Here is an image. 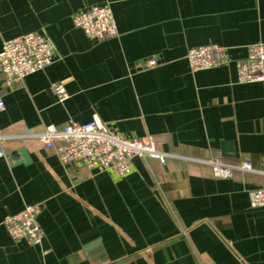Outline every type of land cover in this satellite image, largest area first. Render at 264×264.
Wrapping results in <instances>:
<instances>
[{"label": "crops", "instance_id": "1", "mask_svg": "<svg viewBox=\"0 0 264 264\" xmlns=\"http://www.w3.org/2000/svg\"><path fill=\"white\" fill-rule=\"evenodd\" d=\"M104 5L115 36L98 41L74 26L75 14ZM27 33L56 55L20 80L0 72V264H264V206L248 197L264 186V82L239 83L235 68L264 42V0H0V50ZM211 44L228 62L192 71L186 51ZM94 114L152 140L165 163L134 157L125 176L98 173L25 136ZM209 162H250L256 172L218 178ZM34 203L36 246L3 224Z\"/></svg>", "mask_w": 264, "mask_h": 264}, {"label": "built area", "instance_id": "2", "mask_svg": "<svg viewBox=\"0 0 264 264\" xmlns=\"http://www.w3.org/2000/svg\"><path fill=\"white\" fill-rule=\"evenodd\" d=\"M73 24L87 37L105 40L117 34V28L109 6H92L73 16ZM55 50L43 35L27 33L3 42L0 50V72L9 81H16L43 70L55 60ZM185 58L192 71L207 70L225 65L228 62L226 48L217 44L189 48ZM157 60L151 59L149 66ZM236 79L239 83L264 82V42L248 46L244 59L235 63ZM53 91L59 101L67 98V92L60 84H53ZM4 104L0 99V110ZM25 136L36 138L45 147L56 144V154L64 165L78 163L98 173L111 172L125 176L131 172L134 157H149L164 164L168 157L157 149L155 143L146 138H128L104 124L97 115L85 123L69 122L62 128L46 126L42 131H27ZM3 136L0 135V144ZM3 152L0 145V157ZM213 175L229 178L236 170L256 172L250 162L226 164L209 162ZM250 207L264 206V186L249 191ZM40 213L38 203L26 204L15 213L6 215L3 224L7 234L15 240H25L39 245L42 230L37 223Z\"/></svg>", "mask_w": 264, "mask_h": 264}, {"label": "water", "instance_id": "3", "mask_svg": "<svg viewBox=\"0 0 264 264\" xmlns=\"http://www.w3.org/2000/svg\"><path fill=\"white\" fill-rule=\"evenodd\" d=\"M18 154L21 157V160H20L21 162H25V163L29 162V157L27 156L25 149L23 148L19 149Z\"/></svg>", "mask_w": 264, "mask_h": 264}]
</instances>
